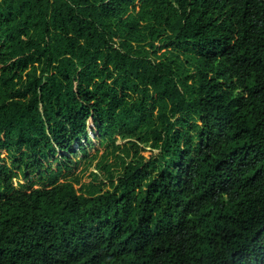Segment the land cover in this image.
<instances>
[{"label": "trees", "instance_id": "obj_1", "mask_svg": "<svg viewBox=\"0 0 264 264\" xmlns=\"http://www.w3.org/2000/svg\"><path fill=\"white\" fill-rule=\"evenodd\" d=\"M92 134L113 190L14 191ZM0 264H264V0H0Z\"/></svg>", "mask_w": 264, "mask_h": 264}, {"label": "rangeland", "instance_id": "obj_2", "mask_svg": "<svg viewBox=\"0 0 264 264\" xmlns=\"http://www.w3.org/2000/svg\"><path fill=\"white\" fill-rule=\"evenodd\" d=\"M156 44L159 47V53L165 52L173 46L169 42L163 43L158 41ZM91 139V144L87 146L86 150H82L76 158H73L74 163L69 168L58 166V163L54 162L51 158L50 160H46V167H42L38 171H35L28 178L25 177L23 170H20L19 166L13 162V159L9 156L8 150L6 148L1 149L2 157L7 160L8 165L14 172V191L24 190L27 192L35 188L52 186L55 182L72 183L79 194L88 193L98 188H102V191L113 190L112 182L118 183V177L123 173V169L118 168L116 165L118 162L116 157L120 155V151H117L114 146L128 144L132 147L131 141H136V139H123L117 135L116 141H101L93 134L91 135ZM140 145L146 149L147 152H150L152 149L149 144ZM159 153V149H156L154 152L155 155ZM17 156L20 158L21 153H18ZM146 156L149 158L151 154H147ZM56 157L59 159L62 158L60 154H56ZM133 158L134 156L129 160L131 161ZM106 162L111 165L114 176L110 175V173L104 169ZM50 166L51 171L48 175L42 176L40 174L41 171L46 170L47 167Z\"/></svg>", "mask_w": 264, "mask_h": 264}]
</instances>
